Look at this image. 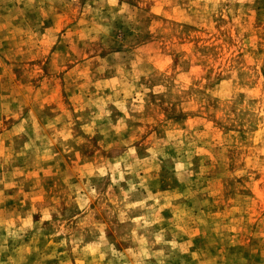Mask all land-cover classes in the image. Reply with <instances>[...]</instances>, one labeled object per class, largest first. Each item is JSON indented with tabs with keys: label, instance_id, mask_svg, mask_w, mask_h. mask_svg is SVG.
<instances>
[{
	"label": "rangeland",
	"instance_id": "rangeland-1",
	"mask_svg": "<svg viewBox=\"0 0 264 264\" xmlns=\"http://www.w3.org/2000/svg\"><path fill=\"white\" fill-rule=\"evenodd\" d=\"M0 264H264V0H0Z\"/></svg>",
	"mask_w": 264,
	"mask_h": 264
}]
</instances>
